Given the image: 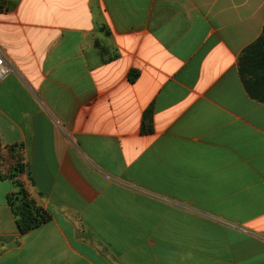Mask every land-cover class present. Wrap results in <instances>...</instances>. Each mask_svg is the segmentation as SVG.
Here are the masks:
<instances>
[{
	"label": "crops",
	"instance_id": "obj_1",
	"mask_svg": "<svg viewBox=\"0 0 264 264\" xmlns=\"http://www.w3.org/2000/svg\"><path fill=\"white\" fill-rule=\"evenodd\" d=\"M263 25L264 0H0V174L51 216L21 234L0 180V264H264L237 70Z\"/></svg>",
	"mask_w": 264,
	"mask_h": 264
},
{
	"label": "trees",
	"instance_id": "obj_2",
	"mask_svg": "<svg viewBox=\"0 0 264 264\" xmlns=\"http://www.w3.org/2000/svg\"><path fill=\"white\" fill-rule=\"evenodd\" d=\"M237 70L247 96L251 100L264 105V25L260 37L241 52L238 58ZM136 76L134 72H131L129 80L133 81ZM152 116V109L144 113L142 122L143 134L152 133ZM5 160L9 162L12 161V158L7 156ZM22 171L23 167L17 165L9 174H0V180L9 179L13 183L14 189L7 195V203L16 218L18 231L21 234H25L50 221L51 216L31 204L19 178Z\"/></svg>",
	"mask_w": 264,
	"mask_h": 264
},
{
	"label": "built area",
	"instance_id": "obj_3",
	"mask_svg": "<svg viewBox=\"0 0 264 264\" xmlns=\"http://www.w3.org/2000/svg\"><path fill=\"white\" fill-rule=\"evenodd\" d=\"M10 72L9 66H7L2 58H0V78H4Z\"/></svg>",
	"mask_w": 264,
	"mask_h": 264
},
{
	"label": "rangeland",
	"instance_id": "obj_4",
	"mask_svg": "<svg viewBox=\"0 0 264 264\" xmlns=\"http://www.w3.org/2000/svg\"><path fill=\"white\" fill-rule=\"evenodd\" d=\"M187 208H188V206H187ZM219 223H221V222H219Z\"/></svg>",
	"mask_w": 264,
	"mask_h": 264
}]
</instances>
